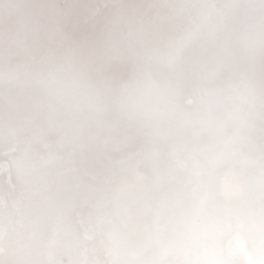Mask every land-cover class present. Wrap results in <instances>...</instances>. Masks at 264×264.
Masks as SVG:
<instances>
[{
    "label": "snow or ice",
    "instance_id": "6c2138e0",
    "mask_svg": "<svg viewBox=\"0 0 264 264\" xmlns=\"http://www.w3.org/2000/svg\"><path fill=\"white\" fill-rule=\"evenodd\" d=\"M30 7L0 127L42 119L0 148V264H52L58 248L77 264H264V0Z\"/></svg>",
    "mask_w": 264,
    "mask_h": 264
},
{
    "label": "clouds",
    "instance_id": "9594fccd",
    "mask_svg": "<svg viewBox=\"0 0 264 264\" xmlns=\"http://www.w3.org/2000/svg\"><path fill=\"white\" fill-rule=\"evenodd\" d=\"M46 0H0V73L5 70L13 71L17 67L28 62L32 34L29 26L35 20L34 10L30 7L41 4ZM41 19H43L41 17ZM245 71H253V65L249 62L244 65ZM174 86L181 93L189 90L188 85L177 81ZM41 116L31 115L21 121H10L4 127L15 130V135L5 136L4 127H0V148H7L9 142L16 139H27L33 130L40 126ZM38 148L32 152L22 154V162L26 166H34L37 163ZM48 236V227L41 225L33 240L29 253L34 256L45 254L44 244ZM14 238H9V245L15 249ZM52 264H77L75 253L68 255L63 248H58L53 254Z\"/></svg>",
    "mask_w": 264,
    "mask_h": 264
},
{
    "label": "bare ground",
    "instance_id": "6f19581e",
    "mask_svg": "<svg viewBox=\"0 0 264 264\" xmlns=\"http://www.w3.org/2000/svg\"><path fill=\"white\" fill-rule=\"evenodd\" d=\"M3 223H4L3 213L0 212V227L3 226ZM8 224H9L8 238H14L16 243L19 239L17 233L24 232V229L21 227L22 224L21 216H18L15 213L10 214L8 218Z\"/></svg>",
    "mask_w": 264,
    "mask_h": 264
}]
</instances>
